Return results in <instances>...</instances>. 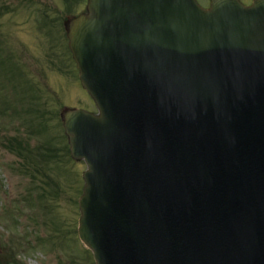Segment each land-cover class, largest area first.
Wrapping results in <instances>:
<instances>
[{
    "label": "water",
    "instance_id": "95a60500",
    "mask_svg": "<svg viewBox=\"0 0 264 264\" xmlns=\"http://www.w3.org/2000/svg\"><path fill=\"white\" fill-rule=\"evenodd\" d=\"M66 29L96 264H264V0H89Z\"/></svg>",
    "mask_w": 264,
    "mask_h": 264
},
{
    "label": "rangeland",
    "instance_id": "374dc122",
    "mask_svg": "<svg viewBox=\"0 0 264 264\" xmlns=\"http://www.w3.org/2000/svg\"><path fill=\"white\" fill-rule=\"evenodd\" d=\"M86 5L0 0V264H95L77 232L87 166L72 160L59 116L97 113L63 29ZM15 138L31 159L6 148Z\"/></svg>",
    "mask_w": 264,
    "mask_h": 264
},
{
    "label": "trees",
    "instance_id": "16d2710c",
    "mask_svg": "<svg viewBox=\"0 0 264 264\" xmlns=\"http://www.w3.org/2000/svg\"><path fill=\"white\" fill-rule=\"evenodd\" d=\"M5 145H6L7 149H12V148L18 149L19 150V156L24 157V155H22L21 152L26 153V151L23 148V142L20 141L19 139L15 138L13 140H9L7 142V144H5ZM25 155H28V156H26V158L29 157V153H26ZM29 159H31V157L28 158V160Z\"/></svg>",
    "mask_w": 264,
    "mask_h": 264
},
{
    "label": "flooded vegetation",
    "instance_id": "af4514ba",
    "mask_svg": "<svg viewBox=\"0 0 264 264\" xmlns=\"http://www.w3.org/2000/svg\"><path fill=\"white\" fill-rule=\"evenodd\" d=\"M198 1V0H197ZM202 2H204L205 4H199L204 8V9H208L210 7V4L212 2V0H201ZM242 4H244L245 6H250L252 5V2H254L255 0H239Z\"/></svg>",
    "mask_w": 264,
    "mask_h": 264
}]
</instances>
